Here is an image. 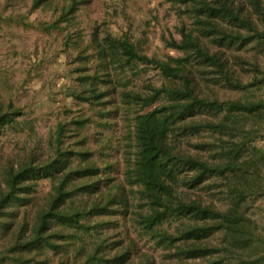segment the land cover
<instances>
[{"label": "trees", "instance_id": "16d2710c", "mask_svg": "<svg viewBox=\"0 0 264 264\" xmlns=\"http://www.w3.org/2000/svg\"><path fill=\"white\" fill-rule=\"evenodd\" d=\"M50 1L33 0L31 9ZM174 1L192 22L182 21L179 39L165 38L172 51L162 57L97 27L87 41L70 37L76 54L64 76L72 83L62 94L79 109L65 108L48 152L33 148L0 165V263L158 264L143 242L165 251L161 264H264V222L253 215L264 203L256 143L264 99H221L215 89L264 87V0ZM144 68L159 71L160 83L138 85ZM24 115L1 103L0 135L18 130ZM116 120L120 162L114 137L91 132ZM203 190H215L222 205Z\"/></svg>", "mask_w": 264, "mask_h": 264}, {"label": "rangeland", "instance_id": "374dc122", "mask_svg": "<svg viewBox=\"0 0 264 264\" xmlns=\"http://www.w3.org/2000/svg\"><path fill=\"white\" fill-rule=\"evenodd\" d=\"M72 1L51 0L32 10L33 0H0V104L13 103L25 113L19 118L21 128H11L0 135V165L33 148L40 154L48 152L58 122L68 116L65 108L74 113L78 111L79 104L62 94L63 87L72 83L64 76L74 67L76 48L73 43L68 44L70 37L80 33L87 41L97 27L101 33L129 34L149 56L162 57L163 53L172 51L166 49L165 38L179 39L178 27L182 21L192 22L182 11L184 5L174 0H77L80 3L76 13L64 21L61 19L63 8ZM57 21L60 23L53 27ZM252 55V50L245 53L248 57ZM259 61L264 67V53L259 55ZM160 78L159 71L144 68L136 83L152 81L159 84ZM242 79L247 82L248 75H243ZM215 89L221 99H264V87L246 92L221 86ZM116 122L111 127L95 123L91 132L102 131L105 136L111 134L114 137L112 142L116 149L112 160L120 162L123 148L119 128L122 122ZM197 141L192 140L193 143ZM256 143L264 147V138ZM49 189V180H42L39 195L46 194ZM198 194L219 206L223 203L215 190H203ZM253 215L259 222H264V203L259 204ZM140 247L154 254L158 264L165 261L162 248L143 242Z\"/></svg>", "mask_w": 264, "mask_h": 264}]
</instances>
